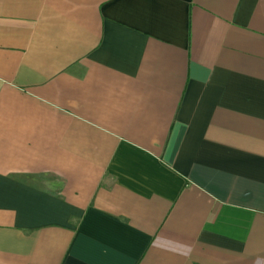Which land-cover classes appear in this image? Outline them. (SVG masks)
<instances>
[{
	"label": "crops",
	"instance_id": "0c3cea01",
	"mask_svg": "<svg viewBox=\"0 0 264 264\" xmlns=\"http://www.w3.org/2000/svg\"><path fill=\"white\" fill-rule=\"evenodd\" d=\"M0 264H264V0H0Z\"/></svg>",
	"mask_w": 264,
	"mask_h": 264
}]
</instances>
